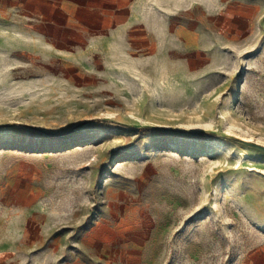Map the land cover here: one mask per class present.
Listing matches in <instances>:
<instances>
[{"label": "rangeland", "instance_id": "obj_1", "mask_svg": "<svg viewBox=\"0 0 264 264\" xmlns=\"http://www.w3.org/2000/svg\"><path fill=\"white\" fill-rule=\"evenodd\" d=\"M240 133L264 0L0 1V264H264Z\"/></svg>", "mask_w": 264, "mask_h": 264}, {"label": "bare ground", "instance_id": "obj_2", "mask_svg": "<svg viewBox=\"0 0 264 264\" xmlns=\"http://www.w3.org/2000/svg\"><path fill=\"white\" fill-rule=\"evenodd\" d=\"M239 139L245 143H254V144H260L264 146V142L262 140H260L259 138L252 136V135H242L241 133L238 135Z\"/></svg>", "mask_w": 264, "mask_h": 264}, {"label": "water", "instance_id": "obj_3", "mask_svg": "<svg viewBox=\"0 0 264 264\" xmlns=\"http://www.w3.org/2000/svg\"><path fill=\"white\" fill-rule=\"evenodd\" d=\"M248 145L264 153V146L263 145L254 144V143H250Z\"/></svg>", "mask_w": 264, "mask_h": 264}, {"label": "crops", "instance_id": "obj_4", "mask_svg": "<svg viewBox=\"0 0 264 264\" xmlns=\"http://www.w3.org/2000/svg\"><path fill=\"white\" fill-rule=\"evenodd\" d=\"M0 1H7V2H8V1H22V0H0ZM37 1H39V0H37ZM44 3H45L46 5H48V2H47V1L44 2ZM40 15H42V14H40ZM42 16H44V19H45V20H48V17H47V16H45V15H42ZM42 16H39V15H38V20H41V19H42V18H41Z\"/></svg>", "mask_w": 264, "mask_h": 264}]
</instances>
